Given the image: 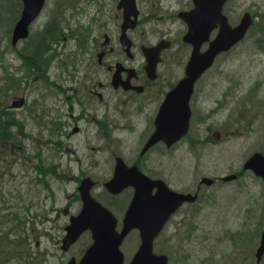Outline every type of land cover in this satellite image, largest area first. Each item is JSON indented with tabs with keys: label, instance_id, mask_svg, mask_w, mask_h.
Segmentation results:
<instances>
[{
	"label": "flooded vegetation",
	"instance_id": "1",
	"mask_svg": "<svg viewBox=\"0 0 264 264\" xmlns=\"http://www.w3.org/2000/svg\"><path fill=\"white\" fill-rule=\"evenodd\" d=\"M63 1L58 21L38 31L33 42H27L30 37L21 41V108L12 110L2 102L0 235L9 233L10 209L6 205L9 192L5 189L9 166L21 168L22 165L26 171H34L40 192L57 182L76 184L80 209L73 214L69 204L62 213L58 206L51 211L56 212L55 222L62 215L68 217V223L60 229L64 234L59 246L62 252L59 264L79 263L93 244L92 233L85 232L66 251L62 250V242L71 217L78 215L83 207L80 188L87 181L91 183V196L114 214L117 231L121 232L136 197L137 185L129 184L120 193H112L109 184L120 172L118 185L151 182L157 185L152 196H157L160 186H165L169 191L195 198L172 211L154 243V252L167 257L168 264H172L181 250L185 232L196 231L188 228V216L193 214V209H199L205 188L238 182L244 174L235 173L237 179L231 182H224L223 177L202 176L188 189L174 186L181 183L180 172L184 173L187 154L198 164L203 149L212 144V131L217 128L209 121L217 114L215 108L226 105L231 97L233 88L229 87L209 108L207 92L217 85L207 81L225 75L224 67L231 65L233 53L245 40L217 55L212 67L196 81L190 98L189 132L178 141L161 139L150 145L159 131V120L174 121L180 114L177 101H171L170 107L167 103L188 76L195 50L189 40L200 41L198 35L190 36L187 21L196 9V0ZM229 4L224 14L233 27L240 19L233 20ZM55 32H59L58 37L54 36ZM219 32L220 27L213 26L200 53L209 49ZM42 33L46 34L45 38L40 36ZM227 77L232 81L231 75ZM225 131L227 134L228 129ZM205 177L213 180L211 186L202 183ZM241 218L245 223L248 214ZM18 231L21 235V229ZM133 234L136 245L129 258L124 250L127 238L121 247L125 264L133 261L141 245V232L133 230L129 236ZM249 234L250 230L243 227L216 235L217 245L201 264H264V255L260 262L257 259L259 244L251 251ZM85 236L88 243L79 247ZM161 238L166 241L159 249ZM226 242L229 245L224 249ZM4 253L0 252L3 259Z\"/></svg>",
	"mask_w": 264,
	"mask_h": 264
},
{
	"label": "rangeland",
	"instance_id": "2",
	"mask_svg": "<svg viewBox=\"0 0 264 264\" xmlns=\"http://www.w3.org/2000/svg\"><path fill=\"white\" fill-rule=\"evenodd\" d=\"M63 3V0L47 1L44 12L31 27L28 43L37 38L38 31L59 20L58 11ZM228 8L234 21L239 20L244 12H250L254 23L244 44L233 53L231 65L224 67L225 75L207 81L208 84L215 82L217 85L207 92L209 108L213 106V101L224 96L229 87L233 88L231 97L226 105L215 108L217 114L209 121L217 128L212 131V144L203 149L198 164L194 163L192 155L187 154L184 173L180 172L181 183L178 185L175 180L177 185L174 186L188 189L202 176L219 178L242 172L243 164L252 154L264 152V50H261L264 46V0H231ZM21 12L22 0H0V90L3 91L0 101L3 100L10 108L21 94V43L16 48L11 44L12 32ZM227 75H231L232 81ZM11 82L16 88L19 87L16 95L5 90ZM225 128L228 129L227 134ZM13 165L7 171L9 179L5 189L9 192V203L6 205L10 209L11 223L8 222V228L10 230L12 227L11 231L16 235H0V252L5 251L0 264H59L62 257L59 246L64 234L61 230L68 223V217L62 215L60 221L55 222L56 212H52L51 208L58 206L62 213L70 204L75 214L81 206L77 185L57 182L52 184V188H44L40 192L34 171H26L22 165L21 168H14ZM246 213L248 219L244 223L241 217ZM27 214L32 219H24ZM263 219L264 184L251 172H245L238 182L205 188L199 209H193V214L188 216V228H195L196 231L194 234L185 232L181 239V250L172 264H201V260H206L205 257L210 256V251L217 245L216 235L235 232L243 227L250 230L248 238L252 251L258 247ZM22 223L30 238L26 237L28 243L21 247L25 236L20 235L18 230H22ZM163 238L159 242V249L166 241ZM38 240L40 245L36 247ZM88 240L85 236L79 247L86 245ZM10 241L13 242V249L9 247ZM199 241H202L201 245ZM135 245L136 237L133 234L127 238L124 246L128 258ZM226 245L229 242L223 244L224 249Z\"/></svg>",
	"mask_w": 264,
	"mask_h": 264
},
{
	"label": "water",
	"instance_id": "3",
	"mask_svg": "<svg viewBox=\"0 0 264 264\" xmlns=\"http://www.w3.org/2000/svg\"><path fill=\"white\" fill-rule=\"evenodd\" d=\"M46 0H23L24 9L20 20L13 30L12 45L14 47L29 36L31 24L41 13ZM227 0H200L196 2V10L188 18L190 24V36L198 35L200 41L189 40L194 44L195 50L188 69L187 78L179 85L177 90L169 98L167 106L170 107L171 101H177L180 106V114L176 115L174 121L163 123L159 120V131L150 141V145L164 139L175 142L183 137L189 130L191 109L190 98L194 90L196 81L214 63L217 55L228 51L236 43L241 41L253 24V17L246 13L240 24L231 27L227 18L222 14L223 7ZM220 26V33L217 39L211 43L209 50L200 53L201 45L209 38L211 29ZM14 108L21 107V100L13 104ZM173 117V116H172ZM244 170L253 171L264 181V154L256 153L244 164ZM120 172L118 178L109 184V190L120 193L129 184L137 185L136 197L131 204L125 219L124 228L121 233L117 231V219L115 216L100 203L95 201L90 195L91 183L87 181L80 188L84 202L81 213L71 218V223L67 227V235L63 241V250H68L71 245L78 241L86 231H91L94 244L87 251L79 264H124V254L120 247L126 236L133 230L141 231V247L130 264H168L167 257L157 256L153 252L154 241L161 233L164 225L170 217L172 211L178 205L191 199V195H180L169 191L165 186H160V193L152 196L155 183L149 182L137 184L129 182L125 185L120 183ZM236 175L226 177L225 181H231ZM211 185L212 181L204 179L202 181ZM264 253V231L261 246L258 249L257 257L260 261ZM69 264H76L71 262Z\"/></svg>",
	"mask_w": 264,
	"mask_h": 264
},
{
	"label": "trees",
	"instance_id": "4",
	"mask_svg": "<svg viewBox=\"0 0 264 264\" xmlns=\"http://www.w3.org/2000/svg\"><path fill=\"white\" fill-rule=\"evenodd\" d=\"M16 21H17V20H16ZM55 35L58 36L59 33H55ZM40 36H41L42 38H45L46 34L42 33ZM261 49L264 50V46H263V48H261ZM20 55H21V54H20ZM20 70H21V68H20ZM18 85H19V84H18ZM20 86H21V84H20ZM18 88H19V87H18ZM18 88H16V86L11 82V83L6 87L5 90H6V91H9V92L12 93L13 95H16V94H18V92H19ZM2 93H3V91L0 90V94H2ZM2 102H3V100H2ZM2 102L0 101V110H3V109H4V107H2ZM9 118L12 119V120H14V119H13L14 117H12V115H9ZM11 209H12V207H11ZM24 217H25L24 219H28V218H29V219H32V217L29 216V214L25 215ZM12 221H13V220H12ZM8 222L11 223V221L9 220V217H8ZM19 225H20V223H19ZM21 228H22L21 233L25 236V238L22 239V243H21V247H22V246H24V244H25V246L27 245L28 241H27V238H26V237L30 238V235H29V234L26 235L27 230L23 229V228H24V223H22ZM11 229H12V227L10 228L8 235H10V236H11V235H16L15 232L11 231ZM12 230H13V229H12ZM12 243H13L12 241L9 242V245H10L9 247H12V249H13V246H14V245H13ZM9 249H10V248H9ZM10 252L12 253V250H11V249H10ZM0 259H3V258L0 256Z\"/></svg>",
	"mask_w": 264,
	"mask_h": 264
}]
</instances>
